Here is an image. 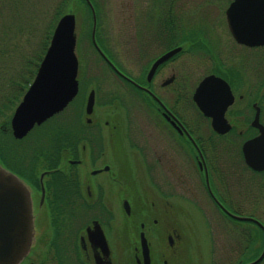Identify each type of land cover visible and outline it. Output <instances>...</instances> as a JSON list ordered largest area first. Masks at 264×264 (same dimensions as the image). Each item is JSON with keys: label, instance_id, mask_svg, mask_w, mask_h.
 I'll use <instances>...</instances> for the list:
<instances>
[{"label": "flooded vegetation", "instance_id": "1", "mask_svg": "<svg viewBox=\"0 0 264 264\" xmlns=\"http://www.w3.org/2000/svg\"><path fill=\"white\" fill-rule=\"evenodd\" d=\"M55 3L58 19L74 18L78 92L22 138L2 128L16 149L0 163L32 201L19 264H142L141 232L161 264L146 216L201 232L188 264H264V45L239 40L259 38L264 0ZM254 139L255 166L243 148ZM159 204L151 217L146 206ZM165 233L163 255L174 257L177 226Z\"/></svg>", "mask_w": 264, "mask_h": 264}, {"label": "water", "instance_id": "2", "mask_svg": "<svg viewBox=\"0 0 264 264\" xmlns=\"http://www.w3.org/2000/svg\"><path fill=\"white\" fill-rule=\"evenodd\" d=\"M259 19L264 20L262 17ZM232 30L236 32L238 28L232 26ZM257 31V40H239L249 45H264V38H261L264 37V28L258 27ZM75 40L74 18L68 14L58 20L35 77L15 107L10 121L15 138H22L36 124H41L61 111L77 94L78 60L75 54ZM211 78L205 77L198 84L195 99L201 108L203 105L196 96ZM93 102L91 93L88 110ZM262 137L263 134L258 139ZM258 139L248 140L243 146L247 161L254 166L250 150ZM33 237L30 190L21 177L0 163V264H19L28 253ZM141 244L142 264H150L149 247L144 232H141Z\"/></svg>", "mask_w": 264, "mask_h": 264}, {"label": "rangeland", "instance_id": "3", "mask_svg": "<svg viewBox=\"0 0 264 264\" xmlns=\"http://www.w3.org/2000/svg\"><path fill=\"white\" fill-rule=\"evenodd\" d=\"M50 6L46 0H0V126L5 117L12 113L15 97L18 93L19 99L27 86L38 60L42 56L44 44L50 34L53 23L57 18L56 0H51ZM34 70V71H33ZM28 71V72H27ZM30 75V76H29ZM20 82L21 86L20 87ZM20 91V92H19ZM13 103H10L11 100ZM152 160V159H151ZM152 208L158 217V210L162 212L164 205L146 206ZM155 224L150 216L144 218L147 226V238H151L150 231L159 233L157 250L160 263L163 258H168L167 264H188L187 245L192 242L193 246L200 252L202 250V234L189 231V222L184 219L178 221L158 217ZM172 225L177 226L180 234L181 247L179 253L174 257L164 256L166 245V230ZM200 226V222H198ZM132 264L131 260L128 262ZM201 260L198 261V264Z\"/></svg>", "mask_w": 264, "mask_h": 264}, {"label": "trees", "instance_id": "4", "mask_svg": "<svg viewBox=\"0 0 264 264\" xmlns=\"http://www.w3.org/2000/svg\"><path fill=\"white\" fill-rule=\"evenodd\" d=\"M48 41H49V36H48L46 43L44 44L42 54L44 53V51L47 48ZM19 85H20V87H22L21 82ZM19 95H20V93H18L17 96L15 97V103L17 100H19ZM13 101L14 100L12 99L10 101V103H13ZM9 117H10V115L5 117V120L2 123V127L0 126V154H2V155L5 153H10V151H13L16 149L15 144H14V140H10V138H8L7 135H5V133L3 132V129H2V128L7 127L9 125Z\"/></svg>", "mask_w": 264, "mask_h": 264}]
</instances>
